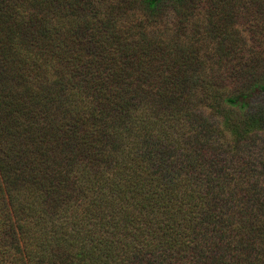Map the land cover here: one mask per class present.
Listing matches in <instances>:
<instances>
[{
    "label": "trees",
    "instance_id": "1",
    "mask_svg": "<svg viewBox=\"0 0 264 264\" xmlns=\"http://www.w3.org/2000/svg\"><path fill=\"white\" fill-rule=\"evenodd\" d=\"M241 9L0 0V264H264Z\"/></svg>",
    "mask_w": 264,
    "mask_h": 264
},
{
    "label": "rangeland",
    "instance_id": "2",
    "mask_svg": "<svg viewBox=\"0 0 264 264\" xmlns=\"http://www.w3.org/2000/svg\"><path fill=\"white\" fill-rule=\"evenodd\" d=\"M259 18L258 15L252 16L247 10L241 9L236 17L229 19L240 26L241 54L247 63L257 64V67L264 62V26ZM262 136L264 139V133Z\"/></svg>",
    "mask_w": 264,
    "mask_h": 264
}]
</instances>
